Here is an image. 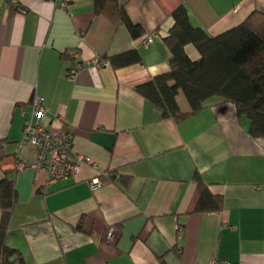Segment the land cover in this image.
<instances>
[{"label":"crops","instance_id":"1","mask_svg":"<svg viewBox=\"0 0 264 264\" xmlns=\"http://www.w3.org/2000/svg\"><path fill=\"white\" fill-rule=\"evenodd\" d=\"M59 1L0 0V178L8 171L15 184L6 244L19 264H264V136L252 137L249 118L219 97L175 123L134 89L169 69L164 37L178 5L215 36L264 12V0H119L144 30L136 38L95 14L91 0ZM129 49L140 63H90ZM184 50L199 57L192 44ZM35 94L46 107L41 124L71 129L73 150L92 161L47 191L36 148L21 140ZM176 101L190 110L182 92ZM196 173L221 198L219 210L194 211Z\"/></svg>","mask_w":264,"mask_h":264},{"label":"trees","instance_id":"2","mask_svg":"<svg viewBox=\"0 0 264 264\" xmlns=\"http://www.w3.org/2000/svg\"><path fill=\"white\" fill-rule=\"evenodd\" d=\"M97 15H104L114 24L124 25L132 37L144 33L143 28L131 21L119 0H91ZM173 25L164 42L170 50L169 69L149 80L135 85V91L157 106L163 118L180 123L199 112L205 102L219 97L232 102L237 113L250 120L248 132L252 137L264 136V12L254 10L241 23L215 36L189 20L187 9L178 5L172 12ZM192 44L199 53L191 59L184 50ZM113 68L141 62L137 49L103 56ZM182 92L190 110L181 111L176 95ZM1 159V153H0ZM110 179L126 187L129 177L110 170ZM198 200L195 212L221 208V198L213 195L201 176L194 175ZM16 201L13 178L5 171L0 178V264H19L21 256L6 244V235Z\"/></svg>","mask_w":264,"mask_h":264},{"label":"built area","instance_id":"3","mask_svg":"<svg viewBox=\"0 0 264 264\" xmlns=\"http://www.w3.org/2000/svg\"><path fill=\"white\" fill-rule=\"evenodd\" d=\"M57 1V0H56ZM59 3L65 6V2L60 0ZM149 38L143 40L146 45ZM68 55L76 59L78 51L76 49L68 50ZM90 63L98 65H108L107 60L99 57L91 59ZM82 63L78 60L76 65L70 69L69 74L74 76L81 68ZM31 110L25 118L22 131V141L32 144L36 148V162L34 167L42 169L47 174V182L43 186V190L47 191L48 184L51 181L64 179L75 175L80 167L85 164H92L91 158L87 155L76 153L73 150V131L68 130H51L43 126L40 122V117L46 112L43 96L35 94L31 99ZM23 162L17 163V168H23ZM104 175L108 176L107 173ZM102 183L99 177H93L89 181V186L92 190L97 189ZM182 226H178V231H182ZM108 240H111L112 234L107 235ZM209 264H215L211 261Z\"/></svg>","mask_w":264,"mask_h":264}]
</instances>
